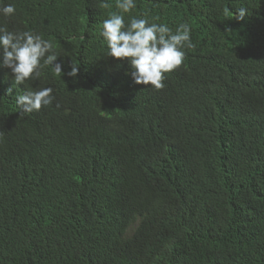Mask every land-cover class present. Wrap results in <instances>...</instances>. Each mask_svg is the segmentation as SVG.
<instances>
[{"label":"trees","instance_id":"1","mask_svg":"<svg viewBox=\"0 0 264 264\" xmlns=\"http://www.w3.org/2000/svg\"><path fill=\"white\" fill-rule=\"evenodd\" d=\"M109 2L0 0L64 72L17 85L0 55V264H264V0H136L126 23L191 27L159 90L106 54ZM27 87L53 102L22 113Z\"/></svg>","mask_w":264,"mask_h":264},{"label":"clouds","instance_id":"2","mask_svg":"<svg viewBox=\"0 0 264 264\" xmlns=\"http://www.w3.org/2000/svg\"><path fill=\"white\" fill-rule=\"evenodd\" d=\"M136 0H115L118 12H109L108 18L102 20L100 35L107 44V55L114 58H128L132 71L130 75L137 84L151 85L159 90L164 87L165 74L178 68L184 61L185 48H192L191 27L180 23L175 31L167 24L152 22L145 15L130 16L126 23L124 14L131 13L136 8ZM100 7L111 8L109 0H101ZM14 4L0 6V14L11 17L15 14ZM236 18L244 20L247 10L237 9ZM227 14V10H226ZM0 55L3 66L13 74L15 84H21L28 79L41 77V70L51 65L54 74L64 75L62 65L54 63L59 54L51 40L44 39L33 30L9 31L0 27ZM79 65L73 62L72 68L66 74L77 77ZM8 94H12L9 88ZM51 87L38 90L26 88L23 94L15 96L16 104L21 106L22 113L39 111L42 106L50 105L54 96Z\"/></svg>","mask_w":264,"mask_h":264}]
</instances>
